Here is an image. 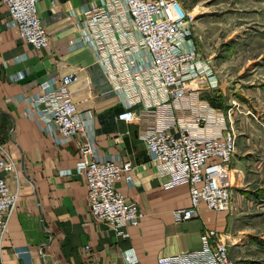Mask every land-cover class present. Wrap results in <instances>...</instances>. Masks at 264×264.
<instances>
[{"label":"crops","instance_id":"crops-1","mask_svg":"<svg viewBox=\"0 0 264 264\" xmlns=\"http://www.w3.org/2000/svg\"><path fill=\"white\" fill-rule=\"evenodd\" d=\"M99 1L39 0V16L50 38L49 47L39 51L8 26V8L0 2V159L5 152L15 164L2 177L17 194L0 264H124L122 254L129 249L141 264H158L162 257L201 249L208 230L228 238L243 232L236 212H216L205 205L193 219L175 222L173 212L190 206L189 186L165 187L168 179L149 164L141 138L145 122L118 119L125 111L123 98L112 90L91 49L77 41L81 10ZM67 75L79 76L70 96L89 121L98 154L133 166L117 188L145 216L137 227L123 230L126 238L90 213L85 179L76 169L84 139L75 137L60 146L29 115L35 110L29 100L40 92V85ZM199 83L203 99L215 93ZM135 111L145 115L139 108ZM239 163L234 157L232 182L244 173ZM234 188L233 182L231 205L252 206ZM227 243L229 250L231 241Z\"/></svg>","mask_w":264,"mask_h":264},{"label":"built area","instance_id":"built-area-1","mask_svg":"<svg viewBox=\"0 0 264 264\" xmlns=\"http://www.w3.org/2000/svg\"><path fill=\"white\" fill-rule=\"evenodd\" d=\"M0 2L8 8V26L21 40L38 51L49 47L39 0ZM81 18L77 41L91 49L112 90L123 98L125 111L118 119L127 124L145 122L141 138L147 145L149 164L168 179L165 187L189 186L190 206L173 212L175 222L193 219L201 205L216 212L230 211L237 136L227 130L219 111L200 100L199 82L212 90L218 88L219 80L212 61L201 55L193 41V16L179 0H100L85 6ZM79 81V76L67 75L43 82L40 92L29 100L35 107L29 115L60 146L75 137L84 139L76 169L85 179L90 213L126 238L123 230L137 227L145 216L117 188L133 166L98 154L89 121L70 96V87ZM136 108L145 115L139 116ZM86 117L91 119L90 113ZM3 153L0 252L17 204V194L2 177L15 164ZM227 241L228 236L208 230L201 249L162 257L158 264H235ZM122 256L124 264H141L134 249L125 250Z\"/></svg>","mask_w":264,"mask_h":264},{"label":"rangeland","instance_id":"rangeland-1","mask_svg":"<svg viewBox=\"0 0 264 264\" xmlns=\"http://www.w3.org/2000/svg\"><path fill=\"white\" fill-rule=\"evenodd\" d=\"M193 16V41L219 86L207 101L235 132L243 174L234 190L252 206H231L240 235H229L235 264H264V0H179ZM241 236V238H239ZM235 242L234 244L232 242Z\"/></svg>","mask_w":264,"mask_h":264}]
</instances>
